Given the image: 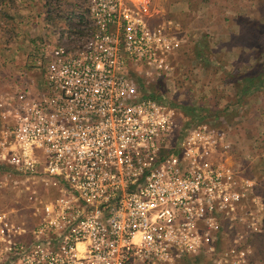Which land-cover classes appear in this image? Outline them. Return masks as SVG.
I'll return each mask as SVG.
<instances>
[{
	"label": "built area",
	"instance_id": "2783aa9c",
	"mask_svg": "<svg viewBox=\"0 0 264 264\" xmlns=\"http://www.w3.org/2000/svg\"><path fill=\"white\" fill-rule=\"evenodd\" d=\"M42 2L33 63L0 86V182L22 195L0 208V264L243 261L242 247L215 250L251 183L224 162L228 128L149 94L171 76L178 21L152 0Z\"/></svg>",
	"mask_w": 264,
	"mask_h": 264
},
{
	"label": "rangeland",
	"instance_id": "374dc122",
	"mask_svg": "<svg viewBox=\"0 0 264 264\" xmlns=\"http://www.w3.org/2000/svg\"><path fill=\"white\" fill-rule=\"evenodd\" d=\"M7 4L9 6L10 3ZM152 5L164 16H175L182 22V42L186 48L191 46L201 33L208 35L212 40L209 44L214 52H210L209 60L205 63L194 59L186 61L184 52L187 49L183 47L184 49L175 59L179 61L178 66L174 67L171 76L160 91L175 98L174 100L178 103L176 108H180L178 105L181 102L215 108L218 113L214 117V122L232 131L230 135L237 141L230 148L231 159L234 160L226 158L224 162L227 164L244 162L251 171L248 178L252 179L241 197L242 213L236 215L235 220L230 221L229 228L218 230L216 240L219 238V245L223 248L245 245L244 260L236 264H264V254L259 256L255 253V241L252 237L253 233L259 232L258 230H264V182L257 187V190L255 188L257 180L264 181V138L262 137L263 140L258 142L263 129V121H259V117L256 116L257 111L261 109L260 101L254 94L246 97L244 103L246 106L250 105V113L255 114L256 119L253 123L250 119L252 115H250L249 120L247 119L242 124V127L246 129V135L241 137V123H234L240 120L237 114L239 107L235 105L233 98L234 86L229 83H234L237 77L244 74V71L248 69L246 64L253 63L252 51H264V0H152ZM260 14L263 16L259 17ZM26 19L18 24L16 22L15 26L8 21L0 22L9 26L6 29L8 31L0 34V86L5 83L4 81H8V71H12L13 67L28 60L27 52L31 49V36L36 31L39 32V27L34 26L33 29L29 25L30 20ZM253 19L259 20L260 33L259 35L252 33L254 37L249 39L251 46H243L238 38L239 33L244 31L245 34H249L253 25L249 22H254ZM237 21L240 23H236ZM44 23L45 21L41 20L37 26ZM229 70H234L238 74L231 81L227 79ZM137 80L139 82V79ZM150 88L152 90L151 85ZM259 92L263 91L254 93ZM200 110H194V112L199 113ZM242 117L245 120V115ZM262 117L264 118V115ZM231 138L230 140L233 141ZM234 149L236 152L233 153ZM6 173L10 172L6 171ZM254 176L257 180H254ZM2 177L3 174L0 172V180ZM11 178L17 179L18 176L13 173ZM21 197V192H18L16 187L0 182V208L9 205L21 206ZM9 210L14 220L23 219L22 210L19 209L17 212L13 211L14 209ZM225 263L235 264L230 259Z\"/></svg>",
	"mask_w": 264,
	"mask_h": 264
},
{
	"label": "trees",
	"instance_id": "16d2710c",
	"mask_svg": "<svg viewBox=\"0 0 264 264\" xmlns=\"http://www.w3.org/2000/svg\"><path fill=\"white\" fill-rule=\"evenodd\" d=\"M39 5H40V7L43 8L45 6V3H43L41 0V4H39ZM260 16H263V14H260L259 17ZM166 17H170L172 19L177 20L179 23L180 29L183 30V24H181L182 22L180 20H178L177 18H175V16L166 15ZM253 21L254 22H249V23L253 24L250 31H249V34H245L244 31H243V33L242 32L239 33L240 36L238 38H239L240 43L243 45L251 46L249 39L253 36L252 33H257L258 35L260 33V28H258V27L261 24H258V23H260V22H258L259 20L257 21L255 19H253ZM3 22H5V21H3ZM34 23H35V21L30 19L29 25L31 27L34 25ZM236 23H240V21L239 22L237 21ZM4 27H5V24L0 23V34H2V33L4 34V31L2 30V29H4ZM38 39H39V36L33 33V35L31 36V49H30V52H27L28 60H26V62L23 64L21 63L19 65H16L15 67H13V69L18 68V67H27L33 63V57L35 55V47H34L35 45L34 44H36ZM184 45L185 44H183V42H181L179 44L176 52H175V55L172 57L171 72L173 71L174 67L178 66V64H179V63H177L179 61H177L175 59L178 55H180L181 50L186 48ZM186 49L187 50L184 52V54L186 55L184 59L186 61H190L191 59H194L197 61L201 60L204 63L207 62V60H209V56L211 54L210 52H214L213 48H211L209 45V41L207 39L206 34H204V33H201L200 37L198 35V37L193 41L191 46H188ZM263 53L264 52H260V51H258V52L252 51L251 52V54H252L251 60H253V63L246 64L248 69L246 71H244V74L242 76L239 75L240 77H237V79L234 83L229 82L232 84V86H234L233 98L235 101V105L237 107L241 106L244 103V101L246 100V97L248 95H251L256 91H263L264 92V57H263L264 55H263ZM236 73L237 72H235L234 70H229L227 72L228 81L235 79L236 76H238V74H236ZM162 76H165V75H162ZM176 83H178V80H176ZM150 85L152 87V90L149 91V94L150 95H156L158 93V91H160V89H162L164 82H163V79L160 77V78H157L155 80H152L150 82ZM244 96H246V97L244 98ZM174 99L175 98L172 97L169 100L170 104L173 106H177L178 103ZM178 106L180 108H178V107L176 108L177 109V119L183 120V122L194 119V118H198V119L212 118L214 120V117H216L217 113H218L217 110H215V108H211V107H208L206 105L194 106V105H191L189 102H181ZM224 107H226V106H224ZM224 107L222 109H224ZM198 109H201L199 111V113L194 112V110H198ZM233 112H227V113H233ZM217 127H225V126L217 125ZM227 133L229 134V138H231L232 136L230 135V133H232V131L228 129ZM263 138H264V136H263ZM231 139L233 141H231L230 143H231V146L233 147L237 141L234 137H232ZM231 150H233V149H231ZM234 152H236L235 149H234L233 153ZM240 160H244V159H240ZM237 164H238L237 168L241 169V173L243 174V176L248 178L250 173H251L250 169L247 166H245L244 162L237 163ZM255 167H258V166H255ZM9 170H11L10 166H8L4 163H0V172L2 174H5L6 171H9ZM253 178H254V180H257L256 176H254ZM262 182H264V181L257 180V184L255 186L256 190H257V187H259L261 184H263ZM7 185L10 186L9 184H7ZM1 188H5V187L1 186ZM251 188L253 189L254 185ZM9 193H11V192H9ZM258 231L259 232L253 233L252 237H254L253 240L255 241V243H254L255 248H256L255 253H258L259 256H262L264 254V230H258ZM240 247L245 249V245L240 246ZM221 248H223V246L219 245V238H218L217 240H215V250H219ZM215 255H216L215 253L205 254L202 252L192 254V255H185L182 257L181 264H216ZM259 256H258V258H261ZM263 262H264V260H263Z\"/></svg>",
	"mask_w": 264,
	"mask_h": 264
},
{
	"label": "crops",
	"instance_id": "0c3cea01",
	"mask_svg": "<svg viewBox=\"0 0 264 264\" xmlns=\"http://www.w3.org/2000/svg\"><path fill=\"white\" fill-rule=\"evenodd\" d=\"M7 3H10L9 6ZM39 4H41V0H0V22L1 21H8V22H11V24L13 23V26H15L16 22L18 24V22H21L23 20H27L26 18H28L29 20L33 19L32 18L33 15L35 16L36 14H39V11L42 9V7H40ZM21 16L23 18H21ZM7 27H9V26H5L4 29H2V30L8 31V30H6ZM14 29H16V28H14ZM224 33H225V31H224ZM206 36H207V39H209V42H211L212 41L211 38H209L208 35H206ZM243 46H245V45H243ZM263 55H264V53H263ZM253 94L256 95V98L260 101L259 107L261 108L260 110L257 111L256 116L259 117V119H258L259 121L261 120L264 123V118L262 117L264 115V101H263L264 100V92H262V93L259 92L257 94L253 93ZM245 97L246 96H244V98ZM249 106H246L245 103H243L241 106H239V108H238L239 110L237 111V114H239L240 120L239 121L237 120V122H234V123H241V127H242V124L245 121H247V119L249 120L248 117H250V115H252L250 113ZM242 115H245V120H243ZM254 115H252V118H250L252 121L254 119H256L254 117ZM254 121H253V123H254ZM262 125H263V129H262V133H260V137H258V139H259L258 142H261L263 140L262 137L264 136V124H262ZM245 135H246V129L242 127L241 137H244ZM240 140H242V139H240Z\"/></svg>",
	"mask_w": 264,
	"mask_h": 264
}]
</instances>
